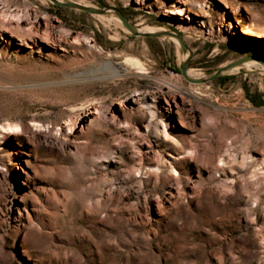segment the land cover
Returning <instances> with one entry per match:
<instances>
[{
    "label": "rangeland",
    "instance_id": "obj_1",
    "mask_svg": "<svg viewBox=\"0 0 264 264\" xmlns=\"http://www.w3.org/2000/svg\"><path fill=\"white\" fill-rule=\"evenodd\" d=\"M76 1L264 60V0ZM98 16L0 0V264H264V68Z\"/></svg>",
    "mask_w": 264,
    "mask_h": 264
},
{
    "label": "water",
    "instance_id": "obj_2",
    "mask_svg": "<svg viewBox=\"0 0 264 264\" xmlns=\"http://www.w3.org/2000/svg\"><path fill=\"white\" fill-rule=\"evenodd\" d=\"M53 4L59 7L63 8H68V9H73L80 11L82 13L86 14H92V15H100V16H110V15H115L117 18H119L124 26L134 35V36H139L143 38H168L171 40L176 41L182 48V51L185 56V60L183 63L182 67V73L185 79L194 84H203V83H208V82H213L221 78L224 74H226L228 71L234 69V68H241L242 66L248 64V63H256L259 66L264 68V60L260 59L259 57L255 56H244L241 57L235 61H232L230 63L225 64L224 66L218 68L215 72L211 73L209 76L201 78V79H190L187 74L189 62L192 56L191 50L188 48L186 45L184 39L182 36L173 33V32H157V33H141L138 31L136 27L131 25L129 21L126 19V17L118 10L116 9H111V8H93V7H86L79 5L77 3L73 2H60L58 0H50Z\"/></svg>",
    "mask_w": 264,
    "mask_h": 264
},
{
    "label": "bare ground",
    "instance_id": "obj_3",
    "mask_svg": "<svg viewBox=\"0 0 264 264\" xmlns=\"http://www.w3.org/2000/svg\"><path fill=\"white\" fill-rule=\"evenodd\" d=\"M58 1H60V2H65L66 0H58ZM74 2L73 3H77V4H79V5H82V6H86V7H92V5L91 4H88V3H86V2H81V1H76V0H73ZM179 13V12H178ZM14 17H17V14H15L14 15ZM100 19H107V20H109V21H111V22H114L117 26H119V27H121L123 30H126V31H128L127 29H126V27L124 26V24H123V22L119 19V18H117L116 16H114L113 14L112 15H110L109 17L108 16H98ZM99 19V20H100ZM138 29V31L139 32H141V33H157V32H159L160 30L159 29H157V28H152V27H140V28H137ZM161 30H163V29H161ZM130 32V31H129ZM245 34H248V33H246V32H244ZM248 41L250 40V39H247ZM251 41V40H250ZM177 43V42H176ZM178 44V43H177ZM251 44H252V42H251ZM126 62H127V59H126ZM136 64H139V62H137ZM141 65V64H140ZM251 65H258V64H256V63H248V64H246V65H244V66H251ZM240 68H234V69H232V70H230V72H233V71H238ZM187 74H188V77L190 78V79H198L199 78V76H200V74L197 72V71H194V70H192V69H190V70H187ZM173 102H174V104H175V107L178 109V110H180V107H181V105H184V104H182V103H184V102H182V103H177V101H176V98H173ZM2 129H7V130H9V134H10V136H13L14 137V140L15 141H19L20 140V137H21V135L20 134H18V132H19V127L18 126H16V125H6V126H2Z\"/></svg>",
    "mask_w": 264,
    "mask_h": 264
},
{
    "label": "trees",
    "instance_id": "obj_4",
    "mask_svg": "<svg viewBox=\"0 0 264 264\" xmlns=\"http://www.w3.org/2000/svg\"><path fill=\"white\" fill-rule=\"evenodd\" d=\"M222 79V77L221 78H219L218 80H221Z\"/></svg>",
    "mask_w": 264,
    "mask_h": 264
}]
</instances>
